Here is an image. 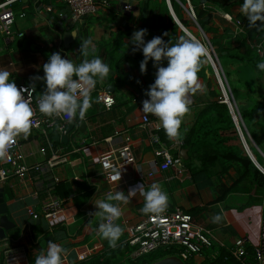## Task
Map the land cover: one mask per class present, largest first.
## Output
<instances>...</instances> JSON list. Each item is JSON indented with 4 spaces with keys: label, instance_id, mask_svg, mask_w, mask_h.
Instances as JSON below:
<instances>
[{
    "label": "crops",
    "instance_id": "1",
    "mask_svg": "<svg viewBox=\"0 0 264 264\" xmlns=\"http://www.w3.org/2000/svg\"><path fill=\"white\" fill-rule=\"evenodd\" d=\"M96 1L100 4L102 0ZM105 1L106 5L100 6L95 14L76 24L67 18L68 9L62 0H17L10 6L15 16H18V20L14 18L13 24L16 37L13 36L11 41L5 42V38L0 36L2 38L0 70L11 73L10 81L30 84V77L37 75L43 77L42 66L48 62L50 54L54 52H60L62 58L65 57L77 65L80 64L83 60L79 54L80 42L89 37L92 38L96 46L95 55L109 65L110 74L103 85L98 83L101 88L97 95H91L92 105L87 110L86 118L83 121L77 122L76 120L74 122L76 127L81 123L85 124L84 134L76 138L73 136L71 146L70 144L55 146L60 156H66L67 162L57 164L44 175L32 174L24 180L11 177L1 186L3 201L7 207L6 215L11 223L10 229H17L20 236L17 240L11 241L8 236L10 229L5 231L6 239L0 240V264L3 263L4 252L7 247L17 254L22 252L18 264H35L36 256L41 251L46 252L48 244L42 247V235L32 229V226H39L43 230L50 229L44 220H40L38 225H30L31 217L27 210L40 212L42 202L49 196L64 200L63 214L69 236L53 242L60 244L67 250L65 264L76 263L78 253L95 247H99V249L93 254L102 252L104 244L94 239V236L98 235L100 218L96 215H90V213L98 211L94 202L106 201L108 193H114L116 190L123 191L127 195L129 191L127 187L139 181L145 190H148L155 183L167 193L168 206L166 211L175 207L184 211L194 207H203L202 212L194 215L193 218L197 223L211 230L213 236L226 247L230 248L233 241L239 237H246L249 240L246 241L247 245L255 242L259 229L260 195H253L252 193L250 195L230 194L224 201L212 204L213 199L220 195V186H229L237 176L233 169H230L227 174L220 175L219 164L212 168L214 174L212 186L201 189H197L191 182L189 170L184 164L179 176L174 177L173 171L159 172L158 159L154 155L156 145L152 143L150 135L163 128L158 119L151 114H146L150 120L149 124L145 125L141 122V116L145 114L142 111V101L149 99L144 93L149 85L154 83L157 69L153 67V62L149 61L146 74H141L140 62L143 60V53L142 51L133 52L135 46L131 44V37L135 30L147 29L148 34L145 36V42L150 41L155 36H162L165 42L171 40L175 44L185 32L181 28L183 25L176 16L170 0H128V3L132 4L131 9L127 8L126 0ZM212 12L214 16L212 26L216 29L217 35L223 37L229 31L231 33L229 39L223 40L224 43L231 42V47L238 49L240 43L244 42L252 48L256 37L254 38L255 35L246 30L247 18L240 12V6L232 7L227 13L243 23V32L239 35L235 34L232 24L223 18L222 14L226 12L220 9H214ZM170 17L178 26L176 31L169 25ZM182 17L184 20L195 22V16L188 0L187 4L184 5ZM65 31L75 32L78 38H73L69 48L62 50L60 49L62 45L60 37L61 33ZM165 32L168 33L167 36H163ZM204 35L209 43L212 35ZM12 45L14 48H11ZM125 56L126 58H124ZM91 58L89 57V59ZM118 60H122V64L120 69L116 70L115 66ZM238 62L240 63L242 60H238ZM162 66H167L166 60ZM258 75H262L260 71ZM199 81L203 86L204 93L190 97L192 104L190 112L185 116L181 125L180 139L173 141L167 137V142L160 140L172 154L177 152L180 155L181 150L184 149L180 147L183 136L193 125L198 109L209 100L204 80L199 77ZM255 82L259 87L256 92L251 91L249 86L245 90H238L237 94L240 96L241 93L253 94L257 97L258 107H256L257 111L254 114L257 116L253 117L255 135L250 133L243 119L242 121L246 127L249 140L264 155V151L258 147L259 143L256 140L258 130L264 132L263 77L257 76ZM35 85L36 94H41L45 85L42 81L35 82ZM102 91L109 92L114 99L113 106L108 109L98 100V94ZM233 99L239 112L240 103L244 104V102H237L236 95ZM241 99L243 98L241 97ZM126 136L130 138L134 163L121 166L120 181L109 187L102 178L99 159L102 154L122 147ZM18 140L28 164L45 160L46 156L38 152L37 131L31 129V134L27 139L21 137ZM228 144L242 147L239 138L231 139ZM137 166L144 175L152 172L153 176L140 179ZM170 177L173 178L169 179ZM55 179L58 180L55 181ZM59 181L70 184L72 192L69 196L61 198L53 190L54 186L60 183ZM83 182L87 183L92 195L82 208L77 209L72 197L75 194L82 195L83 193L76 191L75 183ZM143 206L144 198L139 193L132 198L128 205L122 206V216L116 223L123 228L124 233L126 224H138L148 216L141 212ZM201 214L204 218L197 217ZM217 214H220L222 219L219 223H213L212 217ZM50 234H56V231L50 232Z\"/></svg>",
    "mask_w": 264,
    "mask_h": 264
},
{
    "label": "clouds",
    "instance_id": "2",
    "mask_svg": "<svg viewBox=\"0 0 264 264\" xmlns=\"http://www.w3.org/2000/svg\"><path fill=\"white\" fill-rule=\"evenodd\" d=\"M126 6L131 9L132 4L126 0ZM240 12L247 18L250 29L264 32V0H243ZM71 34L78 38L75 32ZM147 34V29H140L135 30L131 37V44L135 46L133 52L143 53L141 74H146L149 61L157 69L154 83L145 90L144 94L149 99L142 101V111L158 119L169 140H179L181 125L190 112V97L204 93L198 73L207 49L199 40L185 36H180L175 44L171 40L165 42L162 36H155L145 42ZM167 35V32L163 33V36ZM80 44L79 54L83 57L80 64L62 58L60 52H54L42 66L44 76L30 77L28 87L18 88L14 81L9 80L11 73L0 70V161L10 158V150L18 138L27 139L31 134L34 110L24 93L30 95L34 92L35 82L42 81L45 85L38 99L41 114L64 119L68 124L86 118L87 110L92 105L91 93L98 83H105L110 67L95 55L97 50L91 37ZM165 60L166 67L162 66ZM257 68L264 71V61L259 62ZM110 174L113 181H120V169L111 167ZM137 193L144 198L143 214L160 215L166 211L168 195L155 183L148 190L143 184L136 185L129 189L127 195L123 191L109 192L106 201L94 202L98 211L90 215L100 218L98 235L107 240L110 248L118 246L124 231L116 223L122 216V206L128 205ZM221 219L220 214L212 217L213 223H219ZM66 258L67 250L49 240L46 252L41 251L36 256L35 264H65Z\"/></svg>",
    "mask_w": 264,
    "mask_h": 264
},
{
    "label": "built area",
    "instance_id": "3",
    "mask_svg": "<svg viewBox=\"0 0 264 264\" xmlns=\"http://www.w3.org/2000/svg\"><path fill=\"white\" fill-rule=\"evenodd\" d=\"M17 0H4L0 3V36L5 38V42L13 39L10 28L14 24L15 13L11 9V5ZM63 4L68 9L67 18L73 24L82 20L85 16H91L96 13L100 6L106 5V1L102 0L100 4L96 0H62ZM223 18L232 24L235 34L243 32V23L234 18L232 15L224 13ZM193 18V16L191 15ZM194 19V18H193ZM264 37L260 41L254 40L252 48L255 49L258 57L264 59L262 45ZM209 50L214 54L212 47L208 43ZM217 60V59H216ZM221 70V69H220ZM18 88L28 87L27 83H16ZM25 99L29 100L34 110L32 130L38 132L39 147L38 152L46 156L41 162L28 164L25 155L19 144V140L10 150V158L5 161H0V188L11 177L24 180L32 174L44 175L50 172L57 164L66 163V156H60L54 146V141L51 139L53 133L65 134V126L68 124L66 120L57 117H47L40 113L38 107V99L41 94H36V91L24 93ZM228 95V94H227ZM231 96V95H230ZM222 94V101L225 103L234 121L235 129L243 148L253 158L254 166L264 176V162L260 164L252 151L249 148L247 139L249 138L246 127L242 121L241 115L238 112L233 97ZM98 100L103 103L105 108H110L114 104V99L109 92L102 91L98 94ZM141 122L145 125L150 123L149 117L146 114L141 116ZM151 141L156 145L154 155L158 159L159 172L173 171L175 177L179 176L184 168L183 159L180 155L174 156L169 148L161 141L157 133L150 135ZM124 145L115 151H109L102 154L99 159L101 166L102 178L110 186H113L117 181L111 179V167L120 169L123 165L134 163V156L130 147V138L126 136ZM182 144V143H181ZM180 145V143H179ZM257 150V149H256ZM264 159V155L257 150ZM49 155V156H47ZM139 178L153 176L152 172L144 175L141 173L139 166ZM173 177H170L171 179ZM58 179H55L57 181ZM142 184L140 181L129 185L128 190L136 185ZM64 200L49 196L41 205L40 212H34L28 209L27 212L32 220H44L48 228H52L60 223H65L63 214ZM125 234L127 236L123 245L129 248V253L126 258L135 259L142 255L149 254L158 249L174 248L175 254L181 261H192L199 264L204 258V251L212 246L223 247L230 251L233 258L241 264H264V192L261 197L260 213H259V229L258 238L254 245H247L246 240L239 237L236 238L230 248L226 247L222 242L218 241L207 227L197 223L193 216L187 211L179 207L165 211L160 215H148L142 222L138 224H126ZM250 246V247H249ZM248 247L251 249L250 252ZM99 247H95L88 251H83L77 254V262L86 260L94 251H98ZM22 252L17 254L12 249L7 247L4 252L2 264H18V259ZM216 252L208 255L209 258H214Z\"/></svg>",
    "mask_w": 264,
    "mask_h": 264
},
{
    "label": "trees",
    "instance_id": "4",
    "mask_svg": "<svg viewBox=\"0 0 264 264\" xmlns=\"http://www.w3.org/2000/svg\"><path fill=\"white\" fill-rule=\"evenodd\" d=\"M4 0H0V3ZM191 5V10L195 16V22L184 20L182 17L184 5L187 4V0H170L172 8L180 20L181 24L187 29L194 37L200 39L197 29H201L203 34H211L209 44L213 49L215 57H212L216 63V59L220 62L221 71L227 80V83L231 89L232 95L235 98L234 89L231 88L228 73L223 68L220 56L226 55L229 58L245 61L249 58L250 53L253 52V48H250L246 43H240V48L231 47L230 43H225V47L215 49L211 40L214 37H220L217 35V31L212 26V20L214 18L212 10L220 9L226 13L230 12V9L234 6H241L243 0H188ZM92 16V15H91ZM82 18L84 20L87 17ZM81 20V21H82ZM80 21V22H81ZM169 25L174 31L178 29V26L174 21L169 18ZM183 33V32H181ZM187 37V35L183 34ZM256 37V41H260L264 37V32H260ZM60 49H64L61 45ZM236 50L235 54H232L231 50ZM68 50V49H67ZM255 50V49H254ZM213 56V55H212ZM256 63L254 67L257 71V64L261 60L256 54ZM126 58V56L124 57ZM203 64L198 73V77L204 80L206 94L209 98L204 105L198 109L193 125L187 130L183 136L182 144L180 147L187 149V159L183 160L184 165L187 167L190 173L191 182L197 189L203 187L212 186L213 171L212 168L219 164L221 170L220 175L227 174L230 169L236 171L237 176L232 180L229 186L221 185L220 195L213 199L212 204L224 201L230 194H247L260 195V201L264 192V176L254 166L250 158L246 155L243 147L231 146L228 141L231 139H238L235 125L232 120L231 113L228 106L221 102L222 92L218 84V80L210 65L208 59L205 57ZM249 60V59H248ZM122 60H118L116 63V70L120 69ZM221 74V75H222ZM44 75V73H43ZM122 83V81H120ZM28 84V83H27ZM44 84V83H43ZM150 84V82H148ZM151 85V84H150ZM101 87L97 84L96 89L91 93L92 96H96ZM45 90V89H44ZM239 112L244 119L245 115L240 108ZM80 121L77 119V122ZM160 131V132H159ZM157 132L161 141L167 142L166 134L163 129ZM52 139V135H51ZM54 146H64L60 143L54 142ZM177 156V152L173 154ZM254 156H256L254 154ZM60 182V181H59ZM57 185V186H56ZM53 190L61 198H65L70 195L71 186L67 182H60L56 184ZM76 191L83 193L82 195L75 194L72 199L77 209L82 208L92 195V191H89L86 182L75 183ZM203 207H194L187 210L191 216H194L202 212ZM32 229L36 230L39 235H42V247L48 244V241H56L69 236L68 229L65 223H60L50 230L40 229L39 226H32ZM56 231V234H50V232ZM9 239L11 241L17 240L20 236V232L17 229H10ZM250 252V248L248 247ZM212 252H216L217 255L214 258H209L208 255ZM129 253V248L126 245L118 244L113 249H105L100 252L91 255L86 260L76 262L74 264H151L155 261L161 260L166 257L176 256L174 248L168 247L164 249H158L146 255H142L135 259H128L126 254ZM205 258L199 264H241L238 260L232 257L230 251L223 247L212 246L210 249L204 251ZM185 264H195L192 261H184Z\"/></svg>",
    "mask_w": 264,
    "mask_h": 264
},
{
    "label": "rangeland",
    "instance_id": "5",
    "mask_svg": "<svg viewBox=\"0 0 264 264\" xmlns=\"http://www.w3.org/2000/svg\"><path fill=\"white\" fill-rule=\"evenodd\" d=\"M17 18H18V16L16 15L15 16V20ZM245 23H246V30L248 32L252 33L253 35H257L258 33H260L256 29H250L248 27V20H246ZM257 23L259 24L260 22H257ZM10 31H11V35L13 33V36L15 38L16 37L15 36V30H14L13 26H11ZM197 31L199 32L200 39H197L196 37L195 38L197 40H199L206 47V49L208 51L209 50V46H208V42H207L206 36L203 33H201L199 31V29H197ZM230 34L231 33L229 31V33H227L223 37H214V39L211 40L212 44L214 45V48L215 49H220V50L222 48H224L225 47L224 46L225 43L223 42V40L229 39ZM240 37H242V36H240ZM207 38L209 39L208 36H207ZM0 44H2V38L1 37H0ZM11 48H14V46L12 45ZM262 49H263V52H264V43L262 45ZM209 52H211V50H209ZM230 52L232 54H235L237 51L233 49ZM256 54H257L256 51L253 49V52L250 53L249 58H246L244 62H240V63L238 62V60H236L234 58H229L226 55H221L220 56L222 66L226 70V72L229 74L228 75V80H229L231 88L234 89V93H235L236 98L238 100L237 102H239V103L240 102H244V104L240 103V106H241L240 109L242 110V112L245 115L243 120L246 123L250 133L253 134V135H255V133H256V131L254 130V127H253V125H254L253 117L255 118L257 116V115H254V114H256L255 111H257L256 107H258V104L256 103L257 97L255 95H253V94L245 95L244 93H241V96H240L239 94H237V91L238 90H240V91L245 90V89H247V87L250 86L249 89L251 91L256 92L259 89V87L256 85V82H255L256 77L257 76H259V77L262 76L263 80H264V71H260V73L262 75H258L259 71H257L255 69V67H254V64L256 63V58H257ZM263 61H264V59H263ZM216 63L219 64V67H221L220 62L218 60H216ZM262 86L264 88V82L262 83ZM229 96H230V94H229ZM241 97L243 99H241ZM258 131L259 132H258L257 137H256V140L259 143L258 147L261 148L264 151V132L260 131V130H258ZM247 143H248L249 148L252 151V153L256 155L255 157L258 160V162L260 164H263V162H264L263 157L256 150L255 145L249 140V138L247 139ZM70 146H71V144H70ZM183 164H184V161H183ZM197 217L198 218H200V217L204 218L203 214H201V215H199ZM126 238H127V236H126V234L123 231V234L120 237V240L118 241V244L122 245L123 242L126 240ZM241 238H243L246 241L248 240L246 237H241ZM257 238H258V236H257ZM94 239H97L102 244H104V248L105 249H110L107 240L101 239L99 235L94 236ZM256 241H257V239H256ZM256 241L250 243V245H254L256 243Z\"/></svg>",
    "mask_w": 264,
    "mask_h": 264
},
{
    "label": "water",
    "instance_id": "6",
    "mask_svg": "<svg viewBox=\"0 0 264 264\" xmlns=\"http://www.w3.org/2000/svg\"><path fill=\"white\" fill-rule=\"evenodd\" d=\"M190 15H192V14L190 13ZM181 28L188 37H192V38L196 39L188 31H186L183 27H181ZM200 31L202 33L201 29H200ZM72 32L65 31V32L61 33L60 41H61V44L64 48H69L70 43L72 42V39L74 38L71 34ZM205 56L213 68V71H214L216 78L218 80V84L220 86L222 94L226 95V96H229V94H230L232 96L229 85H228L224 75L222 73H220V71H219V69H221V67H219V64L215 63L214 59L212 58V57H215V55L212 52H209V50H208V51H206ZM63 58H65V57H63ZM65 130H66L65 134L60 135L58 133H54L52 135V140L54 142H57V143H60L63 145H68V144L72 145V142L74 139L73 136H75V138H76V137L84 134L85 124L81 123L78 127L75 126V123L67 124L65 126ZM241 144H242V142H241ZM242 147H244L243 144H242ZM244 151H245L246 155L250 158V160L253 162V158L249 155V153L246 151V149H244ZM180 156L182 157L183 160L187 159L186 149L181 150ZM6 212H7V207H6L5 202L3 201L2 189L0 188V240L6 239L5 231L9 230L11 227V223L8 221ZM29 224L30 225H33V224L38 225V224H40V220H32L31 219V220H29ZM151 264H185V263L177 257H166V258H163L161 260L155 261Z\"/></svg>",
    "mask_w": 264,
    "mask_h": 264
}]
</instances>
